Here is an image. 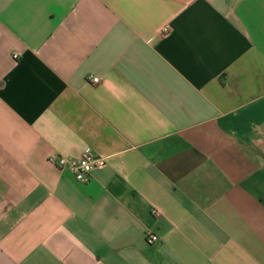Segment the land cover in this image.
Listing matches in <instances>:
<instances>
[{
  "label": "crops",
  "instance_id": "crops-1",
  "mask_svg": "<svg viewBox=\"0 0 264 264\" xmlns=\"http://www.w3.org/2000/svg\"><path fill=\"white\" fill-rule=\"evenodd\" d=\"M0 264H264V0H0Z\"/></svg>",
  "mask_w": 264,
  "mask_h": 264
},
{
  "label": "built area",
  "instance_id": "built-area-1",
  "mask_svg": "<svg viewBox=\"0 0 264 264\" xmlns=\"http://www.w3.org/2000/svg\"><path fill=\"white\" fill-rule=\"evenodd\" d=\"M17 58V55H14ZM96 83L99 77H91ZM48 161L59 168H67L72 171L75 179L80 182H88L92 173L106 165L107 157L93 151L90 146H86L79 156H65L60 154H51ZM146 240L149 243L159 241V237L151 232H146Z\"/></svg>",
  "mask_w": 264,
  "mask_h": 264
}]
</instances>
